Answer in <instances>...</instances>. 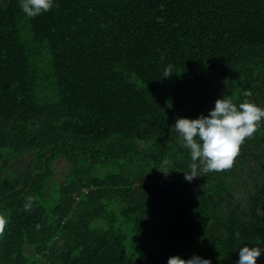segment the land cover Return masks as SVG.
<instances>
[{
  "label": "trees",
  "instance_id": "obj_1",
  "mask_svg": "<svg viewBox=\"0 0 264 264\" xmlns=\"http://www.w3.org/2000/svg\"><path fill=\"white\" fill-rule=\"evenodd\" d=\"M42 47L54 101L37 97ZM222 95L264 108V0H55L31 18L0 0V264H235L264 247V117L231 167L184 177L175 118Z\"/></svg>",
  "mask_w": 264,
  "mask_h": 264
},
{
  "label": "clouds",
  "instance_id": "obj_2",
  "mask_svg": "<svg viewBox=\"0 0 264 264\" xmlns=\"http://www.w3.org/2000/svg\"><path fill=\"white\" fill-rule=\"evenodd\" d=\"M54 4L55 0H19L20 9L29 18L47 12ZM172 67V64H168L163 68V78L171 75ZM262 117L264 108L256 103L243 100L236 104L226 95L214 101V106L208 110L207 115L202 113L195 118L177 116L171 128L189 150L194 162L190 173H184L185 179L197 177V167L201 172L231 167L240 145L257 130ZM239 235V232L235 233L236 237ZM238 248L235 264H257V258L264 251V247L249 244ZM166 264H212V260L195 254L187 259L172 255L168 257Z\"/></svg>",
  "mask_w": 264,
  "mask_h": 264
},
{
  "label": "rangeland",
  "instance_id": "obj_3",
  "mask_svg": "<svg viewBox=\"0 0 264 264\" xmlns=\"http://www.w3.org/2000/svg\"><path fill=\"white\" fill-rule=\"evenodd\" d=\"M19 33L22 41L25 43H32V34L28 25L27 20L23 19L18 25ZM35 72L39 76V91H37V97H39L41 102L54 101L55 100V84L51 67V57L46 48H41L39 52L35 55ZM33 155L32 152H27L23 158L13 161L12 169L17 174H21L26 171L29 162L31 161ZM5 163L8 162L5 159ZM54 177L51 182H65V174H67L71 165L65 157H60L53 165ZM111 169L109 167L101 166V174H106Z\"/></svg>",
  "mask_w": 264,
  "mask_h": 264
}]
</instances>
